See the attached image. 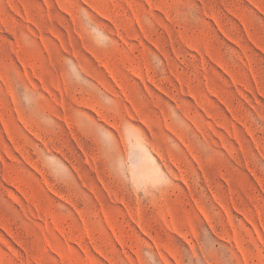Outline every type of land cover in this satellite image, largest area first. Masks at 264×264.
<instances>
[{"label": "rangeland", "instance_id": "obj_1", "mask_svg": "<svg viewBox=\"0 0 264 264\" xmlns=\"http://www.w3.org/2000/svg\"><path fill=\"white\" fill-rule=\"evenodd\" d=\"M263 11L0 0V264H264Z\"/></svg>", "mask_w": 264, "mask_h": 264}, {"label": "bare ground", "instance_id": "obj_2", "mask_svg": "<svg viewBox=\"0 0 264 264\" xmlns=\"http://www.w3.org/2000/svg\"><path fill=\"white\" fill-rule=\"evenodd\" d=\"M259 4V3H258ZM260 6V5H259ZM263 15H264V11H263ZM260 20V19H259ZM246 37H248V36H246Z\"/></svg>", "mask_w": 264, "mask_h": 264}]
</instances>
